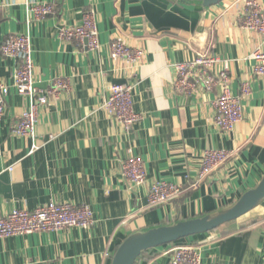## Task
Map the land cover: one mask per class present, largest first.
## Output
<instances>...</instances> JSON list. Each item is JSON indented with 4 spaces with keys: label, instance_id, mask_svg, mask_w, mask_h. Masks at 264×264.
<instances>
[{
    "label": "crops",
    "instance_id": "1",
    "mask_svg": "<svg viewBox=\"0 0 264 264\" xmlns=\"http://www.w3.org/2000/svg\"><path fill=\"white\" fill-rule=\"evenodd\" d=\"M33 4L53 5L54 14L35 20ZM240 6L241 0L210 7L184 0H0V47L12 34L28 35L36 86L50 92L38 109L34 138L12 134L29 99L14 86V59L0 51V82L7 87L0 215L50 201L87 204L93 215L86 229L0 238V264H111L129 238L213 217L256 188L264 177V75L254 74L250 56L264 52V36L242 27ZM87 11L95 14V50L58 37L60 28L81 25ZM112 40L140 49V60L111 58ZM198 55L229 65L230 90L243 107L231 132L214 123L219 86L189 96L174 88L176 66ZM219 69L217 63L213 71ZM115 84L132 86L133 110L141 117L127 133L103 108ZM243 84L249 88L244 97ZM207 149L227 150L231 158L199 181ZM129 152L142 158L148 184H173L180 195L150 207L148 184L130 188L122 177L120 162ZM175 244L192 245L201 264H264V199L241 217ZM167 247L148 250L133 264H168Z\"/></svg>",
    "mask_w": 264,
    "mask_h": 264
},
{
    "label": "built area",
    "instance_id": "2",
    "mask_svg": "<svg viewBox=\"0 0 264 264\" xmlns=\"http://www.w3.org/2000/svg\"><path fill=\"white\" fill-rule=\"evenodd\" d=\"M29 12L35 20H42L54 14V7L48 4H33L29 7ZM237 17L242 27L264 36V6L259 5L255 0H241ZM95 22L94 12L87 11L84 13L81 25L60 28L58 37L60 40L78 42L89 50H95L98 47ZM109 49L113 59L135 63L142 56L140 49L130 48L120 40H112ZM0 51L3 56L14 59L16 64L14 86L19 95L29 99V107L14 123L12 134L34 138L38 109L47 104L50 92L45 94L36 86L29 36L16 34L8 36L1 45ZM250 58L255 63L254 74L264 75V52L256 49ZM217 63H220L221 69L213 71ZM229 71L226 61L222 62L219 58L210 55H198L177 65L174 79L175 90L187 96L199 89L211 93L217 86L220 87V93L214 101V123L223 132H231L243 119L242 99L231 93ZM56 87L60 88L64 85L59 82ZM241 91V96H246L249 93L248 86L243 84ZM6 93L7 87L0 82V119L3 115ZM103 108L125 133L130 132L141 119L133 110L130 84L112 85ZM230 158L231 153L227 150H205L202 154L198 180L218 171ZM120 170L130 188L148 184L141 157L129 152V156L120 162ZM8 171L11 172L12 169L9 168ZM148 188L147 201L150 207L166 204L181 193L179 187L166 182L154 181L148 184ZM92 223V211L87 204L73 205L50 201L32 211L14 209L8 214L0 215V238L69 228L86 229L92 226ZM165 253L168 255V264H201L199 254L189 244H172L167 247Z\"/></svg>",
    "mask_w": 264,
    "mask_h": 264
},
{
    "label": "water",
    "instance_id": "3",
    "mask_svg": "<svg viewBox=\"0 0 264 264\" xmlns=\"http://www.w3.org/2000/svg\"><path fill=\"white\" fill-rule=\"evenodd\" d=\"M200 2L204 7H210L223 0H184ZM264 199V177L254 188L246 192L230 209L219 212L213 217L197 218L177 223L173 226L159 227L144 234L129 238L122 243L111 259V264H133L142 252L175 243L193 235L212 231L219 226L233 221L246 214L251 208Z\"/></svg>",
    "mask_w": 264,
    "mask_h": 264
},
{
    "label": "trees",
    "instance_id": "4",
    "mask_svg": "<svg viewBox=\"0 0 264 264\" xmlns=\"http://www.w3.org/2000/svg\"><path fill=\"white\" fill-rule=\"evenodd\" d=\"M172 244H175V243H172ZM172 244H169V245H165V246H170V245H172ZM143 253H145V252H142L140 255H142Z\"/></svg>",
    "mask_w": 264,
    "mask_h": 264
}]
</instances>
